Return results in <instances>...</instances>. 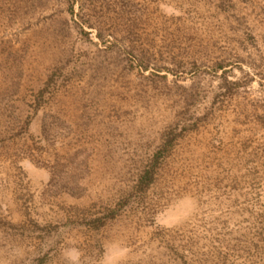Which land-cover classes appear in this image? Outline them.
Wrapping results in <instances>:
<instances>
[{"label": "rangeland", "instance_id": "374dc122", "mask_svg": "<svg viewBox=\"0 0 264 264\" xmlns=\"http://www.w3.org/2000/svg\"><path fill=\"white\" fill-rule=\"evenodd\" d=\"M0 264H264V0H0Z\"/></svg>", "mask_w": 264, "mask_h": 264}, {"label": "trees", "instance_id": "16d2710c", "mask_svg": "<svg viewBox=\"0 0 264 264\" xmlns=\"http://www.w3.org/2000/svg\"><path fill=\"white\" fill-rule=\"evenodd\" d=\"M171 146V142H168L165 147H163L159 152L156 153L154 157V163L153 167H151L141 178L139 181V186L141 189H145L146 187L149 186L151 181L153 180L154 177V172H155V166L161 161V158L165 157V153L168 150V148Z\"/></svg>", "mask_w": 264, "mask_h": 264}]
</instances>
